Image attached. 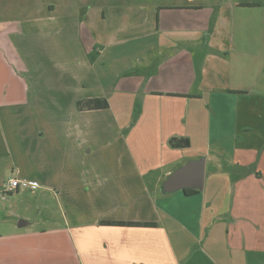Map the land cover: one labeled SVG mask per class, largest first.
<instances>
[{"label": "crops", "instance_id": "crops-1", "mask_svg": "<svg viewBox=\"0 0 264 264\" xmlns=\"http://www.w3.org/2000/svg\"><path fill=\"white\" fill-rule=\"evenodd\" d=\"M31 21L41 28L21 36L34 35L35 44L21 40L19 50L9 40L17 36L12 21L0 24V64L19 68V79L0 87V101L11 100L3 107L20 101L40 117L65 111L83 119L71 118L66 131L84 134L95 132L92 116L109 114L121 137L116 156L94 164L87 162L98 149L86 154L84 144L81 161L65 150L52 176L42 177V163L20 168L19 184L41 181L43 191L67 199L72 218L40 234L3 209L0 264H264V0H115L88 3L80 16ZM103 97L106 108L76 107ZM45 130L27 127L33 137ZM201 157L202 189L207 170L211 182H231L228 215L205 229V208L186 223L155 202L168 174ZM79 193L91 199L90 217L73 214L85 212L72 205ZM196 193L182 190L186 198Z\"/></svg>", "mask_w": 264, "mask_h": 264}, {"label": "rangeland", "instance_id": "rangeland-1", "mask_svg": "<svg viewBox=\"0 0 264 264\" xmlns=\"http://www.w3.org/2000/svg\"><path fill=\"white\" fill-rule=\"evenodd\" d=\"M114 1L0 0V24L6 25L12 21L10 25L16 29L17 36L13 35L9 40L19 50L21 40L24 41V45L26 46L35 44L34 35H29V37L21 36V33L25 30L34 31L41 28L39 23L34 24L31 19L42 16H54L58 13H76L80 16L88 3H111ZM10 67L12 70L7 69V67L3 68L0 64V87L4 85V81L9 85L11 82L19 79L18 66L10 65ZM9 99L8 97V100L0 101V207L2 208L0 215H3L4 210L6 213L10 210L13 224H18L19 219L26 220L27 218L29 221L28 225L23 227V229L28 232L42 234L44 233L42 231L45 229L48 231L53 228L62 227L65 221L67 222V220L72 218L67 199L55 195L52 190L43 191L40 188L41 181L37 179L28 180L27 185L20 183L18 189H13L10 193L4 192L7 179L18 176L20 168L33 170L35 168L34 164L38 165L40 163L43 165V167H38L41 170L42 177L47 175L52 176L61 168L60 161L65 159V150L67 151V158L76 162L81 161L80 159L83 157L79 153V148L84 144H86L84 149L86 154L93 155L94 151L98 149L94 158L87 163L94 164L101 157H114L117 154L115 146L120 143L121 133L116 131L109 114L108 116L102 115L101 118L92 116L89 124L96 126L93 127L95 128V132L84 134L76 130L71 131L67 129L66 131V125L71 118H73V124L77 125L83 124L82 117L75 118L70 116L68 118L65 111H60L58 114L55 111H50L52 115L47 113L44 117H40L38 112L31 113L32 110H30L29 113L19 103L20 101H16L12 107H3V103L8 104L11 101ZM47 105L46 103L44 104V106ZM30 124H41L43 125V129L46 130L43 134L38 132L33 137L27 132V127ZM49 124L52 125L45 128V125ZM35 141H38L39 145H36ZM86 149H90V151L87 152ZM46 151H49V155L43 156L42 153ZM44 162L48 164L46 165ZM75 165L76 169L80 167L77 164ZM211 176V173L207 170L205 177L206 186L202 190H197V193L192 195V197H184L182 190L165 193L161 188L158 194L162 197L155 198L156 205L171 211L186 223L188 221L191 223L192 221H197V214L193 211L202 212V208H205L204 214H201L205 229L218 217L222 218L228 215L231 201V182L229 180L211 182ZM90 200V198L80 193L74 199H71L72 205L75 208L79 209L81 206L85 209V212H73L75 217H90L95 212L93 207L91 209L88 207ZM93 205L96 206L95 203ZM183 208L191 209V215H194V218L193 216H189L188 218V214L183 213ZM69 252L71 253V251ZM59 253L60 257L67 259V246L61 245Z\"/></svg>", "mask_w": 264, "mask_h": 264}, {"label": "water", "instance_id": "water-1", "mask_svg": "<svg viewBox=\"0 0 264 264\" xmlns=\"http://www.w3.org/2000/svg\"><path fill=\"white\" fill-rule=\"evenodd\" d=\"M204 165L205 160L201 157L177 167L163 181L162 191L169 193L187 188L201 190L204 181ZM22 225L23 222H18V226Z\"/></svg>", "mask_w": 264, "mask_h": 264}, {"label": "trees", "instance_id": "trees-1", "mask_svg": "<svg viewBox=\"0 0 264 264\" xmlns=\"http://www.w3.org/2000/svg\"><path fill=\"white\" fill-rule=\"evenodd\" d=\"M76 106L79 110H90V109H98V108H106L108 107V102L105 97L103 98H89V99H79L77 100ZM172 142V141H171ZM188 143L187 140L182 142H176L177 145H186ZM186 194L197 191L195 189H185ZM104 225H117V226H155L153 222H138V221H106L102 220L99 222Z\"/></svg>", "mask_w": 264, "mask_h": 264}, {"label": "built area", "instance_id": "built-area-1", "mask_svg": "<svg viewBox=\"0 0 264 264\" xmlns=\"http://www.w3.org/2000/svg\"><path fill=\"white\" fill-rule=\"evenodd\" d=\"M24 183H28V181H24ZM19 184V180L17 178L14 177H9L7 182H6V186L4 189V192H11L13 189H15Z\"/></svg>", "mask_w": 264, "mask_h": 264}]
</instances>
